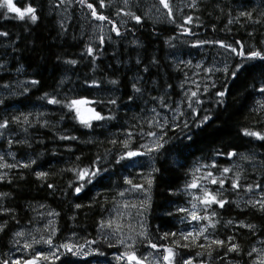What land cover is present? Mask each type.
I'll list each match as a JSON object with an SVG mask.
<instances>
[{"label":"trees","instance_id":"1","mask_svg":"<svg viewBox=\"0 0 264 264\" xmlns=\"http://www.w3.org/2000/svg\"><path fill=\"white\" fill-rule=\"evenodd\" d=\"M13 2L21 9L31 4L39 18L35 23L27 18L21 21L13 13L5 18L6 9H0V32L8 33L0 36V122L9 121L7 128L0 129V156L4 157L0 164L15 165L0 167L4 177L0 193L7 194L0 196V262L7 261L13 235L33 225L39 208L54 214L57 242L74 237L77 243L100 248L104 255H121L126 250L105 246L98 228L119 194L134 184L143 185L149 196L143 218L145 236L135 246L138 256L163 254V247L175 248L174 242L179 241L190 247L175 250L193 264L258 261L264 254V211L252 203L264 198V140L244 133L264 134V93L259 91L264 87V60H244L219 42L237 50L242 44L246 52L264 50V0H187L179 8L174 4L180 1L170 0L173 16L167 10L164 21L147 19L143 9L133 5L120 14L124 17L121 24L118 5H107L105 0L100 7V0H87L98 14L108 17L101 21L109 28L103 43L88 26V18L98 20L79 0L71 6L67 22L53 12L50 0ZM245 12L251 16L242 15ZM128 13L139 16L140 23ZM189 16L191 23L186 24ZM114 26L119 36L112 30ZM89 45L94 49L91 56L87 54ZM72 60L76 64L68 63ZM196 60L205 65L206 82L194 76L191 63ZM216 62L221 63L219 68L209 70ZM241 62L243 68L233 76ZM33 80L38 83L32 84ZM133 84L141 93L134 92ZM192 92L197 95L193 97ZM51 98L61 103L49 104ZM80 98L97 101L88 105L113 118L84 126L75 111L65 107L71 99ZM113 98L116 105L107 103ZM178 103L183 104L179 119L159 128L157 115L170 117ZM156 136L163 137L159 151L148 158L145 154L126 157L129 150L143 153L141 146ZM124 141L129 142L128 149ZM233 152L236 155L231 156ZM33 160L35 164H30ZM224 168L230 171L224 173ZM83 169L97 175L90 182L79 180L77 172ZM39 172L48 175L38 178ZM209 172L213 178L225 179L223 189L205 178ZM237 174L240 187L233 189ZM194 179L199 185L196 189L188 186ZM148 180H152L151 186ZM81 184L77 193L75 188ZM203 187L222 192L228 203L220 208L195 200ZM193 210L211 217L216 226L210 227L208 220H192ZM202 227H208V240L200 237L193 242L192 237L184 240L181 236L195 235ZM164 233L176 235L165 239ZM229 237H234L231 242L239 245V252L220 248L209 258L199 247L216 238L227 243ZM149 241L158 248L152 249ZM253 248L258 251L249 256ZM198 252L205 254L198 256ZM75 259L78 256L63 252L58 261L47 264L97 261L96 257Z\"/></svg>","mask_w":264,"mask_h":264},{"label":"snow or ice","instance_id":"2","mask_svg":"<svg viewBox=\"0 0 264 264\" xmlns=\"http://www.w3.org/2000/svg\"><path fill=\"white\" fill-rule=\"evenodd\" d=\"M79 2L81 4H86L87 7L89 9H91V15L92 17H94L96 20L98 21H106L108 20V17H106L105 15L102 14H98L96 8L93 6L92 3H87V0H79ZM125 3H127V0H125ZM159 3L161 5H163V7L165 9H168V16L172 17L173 16V12L169 3V0H159ZM100 7H103V0H100ZM195 5H193L194 7ZM0 9H6V12H4V16L5 18H7V14L8 13H13L16 14V16L18 17L19 20L24 21L26 18L29 19L32 23H35L38 20V15H37V9L35 7H33L31 4H28L26 7H24L23 9H21L20 7H18L16 5V3L13 2V0H0ZM128 15L132 16L133 19L136 20L137 23H140L141 18L139 16H136L133 13H128ZM242 15L245 16H251L250 13H242ZM192 17H187L185 23H191ZM109 23H111V21H108ZM173 22H175L173 20ZM113 31L116 32V34L119 36L121 33L119 32V30L117 28H115V26L112 29ZM186 32H188V29H185ZM0 36H4L7 37L8 33L7 32H0ZM104 42V38L100 37V43ZM221 47H225L228 50H230L232 53H234L236 56L243 58L244 60H254V59H260V60H264V50H251L249 49L247 52L245 51V48L242 44L239 45V50H237L236 47H232L231 45H226L223 42H219ZM93 47L92 46H87V54L88 55H92L93 54ZM68 63L70 64H76V61L72 60V61H68ZM243 62L239 63L236 65L235 71L232 72V75L235 76L237 74V72H239L242 68H243ZM147 70V69H145ZM38 83V81L33 80L32 84H36ZM111 84H117L116 80H111L110 81ZM93 85L94 86H98L96 84L95 81H93ZM133 90L136 93H141V88L137 87L136 84H133ZM259 91L261 93H264V87H261L259 89ZM191 95L193 97H195L197 95L196 92H192ZM217 95L219 96H223L224 92H218ZM47 96V94H46ZM130 99H132L130 97ZM0 103H3L2 100H0ZM49 104H60L61 101L56 99V98H51L48 100ZM97 103V101H89L86 98H80V99H71L66 105L65 107H67L70 111H75V115L76 118L79 119L80 123L83 124L86 127H91V121H102L105 119H112L113 117H105L103 116L99 111H97L95 108L93 107H89V108H82V106L84 105H88V104H94ZM107 103L112 104V105H116L117 100L116 99H109L107 101ZM191 106V105H189ZM262 108H264V104L261 105ZM154 111V110H153ZM205 120L208 119V117L204 118ZM14 120L16 122H19L18 118H14ZM25 123H27V118H25ZM9 121L7 119H5L3 122H0V129H5L8 127ZM26 131V129H25ZM245 135L250 136V137H256L259 140H264V134H262L261 132H256V131H249V130H245ZM149 135L155 136L156 133L154 132H150ZM129 136H131V133H129ZM60 139H75V137H68V136H61ZM160 139L162 140L163 137L161 136ZM9 143H11V141H9ZM111 143L115 144L116 141L113 140L111 141ZM124 148L128 149L129 148V142L128 141H124L123 142ZM143 147V146H141ZM163 147V144H161L158 141H156V147L155 148H149L148 151L149 152H153V151H159L160 148ZM145 153L139 152V151H133V150H129L126 153V157L127 158H133V157H137V156H141L144 155ZM231 156L236 155V153H230ZM125 156H121V159H125ZM4 157L0 156V160H3ZM243 159H247V157H243ZM30 164H35V160L31 161ZM30 164H23L22 166L27 168L30 167ZM0 167L3 168H13L15 167V165L12 164H0ZM230 171L229 168H224L223 172L224 173H228ZM48 173H44V172H39L37 173V177L38 178H43L45 176H47ZM97 175V172H93L90 171L89 169H83L77 172V178L79 180L85 181V182H90V178L91 177H95ZM89 178V179H86ZM207 179H209L211 184H219L220 188L223 189L224 184H225V179H216L213 178V174L211 172H209L207 174V177H205ZM4 179L3 176H0V180ZM127 183L132 184L131 180H128ZM148 185L151 186L152 184V180H148L147 181ZM190 188L196 189L199 187L197 181L194 179L193 182L188 185ZM49 188L54 187L53 185L49 184L48 185ZM83 185H79L75 188V191L77 193H79L82 189ZM134 188L136 189H141L143 188V185H139V184H134L133 185ZM240 187V176L239 174H237L236 178L232 181V188L233 189H238ZM255 187L260 188L261 185L256 184ZM248 190L251 191L252 190V186L249 185L248 186ZM201 191V195L200 196H196L194 197L195 200L199 201L200 203H202L205 206H210L213 204H217L219 205L220 208H223L225 206L226 203H228V201H226L225 199H223V193L222 192H213L211 190H209L207 187H203L200 188ZM7 194L5 193H0V196H5ZM121 195H123V193H121ZM252 203V202H250ZM256 205H259V208L261 211H264V198L255 201L254 203H252V206L255 207ZM77 208L81 207L80 205H76ZM193 209L196 208V204L192 205ZM180 211H187V209H180ZM191 218L192 220H208L209 221V226L210 227H215V223L212 222L211 217L209 216H199L197 214L196 211H191L190 212ZM213 216L216 215L215 212L212 213ZM229 223H232L231 221H229ZM103 226V225H102ZM107 227L112 228L113 227V222L112 221H108L107 222ZM247 227L249 228H253L254 226L252 225H248ZM0 231H3V227H0ZM115 232H119L121 231V226L120 225H116ZM208 231V227H202L200 228V230L193 235V233L189 232L187 233V235L181 233V236L184 240H188L189 237H192L193 242H195L196 240H198L200 237H203L205 240H208L209 237L207 235H205V233H207ZM17 236H23L24 233L23 232H18L16 233ZM140 236H145L144 232L139 233ZM175 236L176 233H164L162 238H167L168 236ZM107 239V236L105 237ZM234 239V237H229L228 238V242L226 243L224 240L221 239H211L208 243L207 246L205 245H199V247L204 248L205 252L207 254V256L209 258L212 257L213 252L218 251L220 248H226V252L231 253V252H239V245L232 243L231 241ZM129 240H132V243L129 244L127 247L128 249L131 250H126L124 253H122L121 255L117 256L116 259L118 261H125L126 264H146V260L147 257H141L137 255V252L135 251V239L133 237H129ZM43 242L44 244H47L49 246V250L48 252H43V251H36L35 254L33 255V258L30 260H25L24 264H39V262L41 260L44 261H49L50 259L54 260V259H59V249L63 248L67 253H71L72 255H86V253H83L82 249L84 248V245H76V244H72V243H64V244H60L56 246V251H53V240L51 239V237H49L48 239H44L43 237H41L40 240H37L35 238H33L32 243H26L24 245L25 248H32L33 244H39ZM93 243H95V241H93ZM120 244H124L125 241L123 239L119 240ZM175 243V248L174 247H163L162 245L160 247H163V256H162V260L164 262V264H193L192 259H185L183 256L179 255L178 252L175 249L178 248H189L190 245L185 243V244H180L179 241L174 242ZM149 245L152 249H157L158 245L155 243H151L149 241ZM111 246V245H110ZM215 246V247H213ZM258 250L256 248H253L251 250V252L248 253L249 256L252 255L253 252H257ZM205 253H200L198 252L197 255H204ZM0 264H8V261H3L0 262ZM15 264H20V261H16ZM150 264H160V260L159 259H154L152 262H150ZM201 264H204L203 261H201ZM253 264H264V254H262L258 261H254Z\"/></svg>","mask_w":264,"mask_h":264},{"label":"rangeland","instance_id":"3","mask_svg":"<svg viewBox=\"0 0 264 264\" xmlns=\"http://www.w3.org/2000/svg\"><path fill=\"white\" fill-rule=\"evenodd\" d=\"M75 0H50V7L53 9V12L56 13L57 16H59L62 20L65 22L70 20L71 16V6L74 5ZM105 2V0H103ZM173 1V0H172ZM179 3L174 4L176 8H179L181 5L186 4L187 0H178ZM170 3V0H169ZM107 5L111 4L113 6H117V16L120 18L117 20L118 23H122L124 20V17L120 16V14L126 13L127 10H129L133 5H136L139 7V9L144 13V16L149 20L154 21H164L166 11L168 9H165L163 5L159 3V0H127V3H125V0H108L106 3ZM90 21L88 26L90 25L91 32L93 36L97 37L99 39L100 37L108 36L109 28L107 25L103 24L101 21H91V19L88 18ZM220 62H216L213 64H210L208 66L209 70H215L219 68ZM192 70L194 73V76H197L200 80L204 79L205 71L202 69L205 67L204 64H201L200 60L193 61L191 63ZM224 68V66L222 67ZM210 71V72H211ZM204 81H207V78L204 79ZM194 85V83H192ZM198 88L201 87L197 85ZM91 106L84 105L82 108H89ZM182 103H178V107L176 108V112L172 113L170 117L167 116H160L157 115L156 117V124L159 126V128H162V125H166L168 122L177 120L181 116L182 113ZM78 119V118H77ZM79 121V119H78ZM80 122V121H79ZM160 142V138L158 136L148 139L145 141V143L142 145V151L145 153V156L148 158V156L153 153L149 152V148H155L156 147V141ZM123 195L121 193L119 194V198L115 205L113 206L112 210L106 214L105 218L103 219L102 223L100 224L98 228L99 237L102 241V243L110 247H120V250H130L128 249V245L132 243V240H129V237H133L136 241L135 246L137 243L143 238V236H140L139 233L144 232V216L145 212L147 210L148 204H149V196L144 191V188L136 189L134 187H127L125 188ZM112 221L113 227L109 228L107 227V222ZM56 221L54 214L48 212L44 208H39L35 214V220L32 226L28 228H23L18 230V232H23V236H17L16 233L13 235L12 239V249L9 253L7 252V261L8 264H15L16 261H20V264H23L25 260H29L33 258V255L36 251H43L48 252L49 246L47 244H44L43 242L39 244H33L32 248H25L24 245L26 243L31 244L33 238L40 240L41 237L44 239H48L51 237L53 240V251H56V246L64 243H72L76 245H84V248L82 249L83 253H86V255H76L78 256V259L75 260H86L87 258H93L96 257L97 261L92 260L89 264H109V262L113 264H126L125 261H118L116 259L118 255H104L102 253L103 250H101L98 247H94L91 244H82L77 243L75 241L74 237H68L62 241H56V227H55ZM103 225V226H102ZM116 225L121 226V231L115 232L114 229ZM107 236V239L105 238ZM123 239L125 241L124 244H120L119 240ZM111 245V246H110ZM66 252L63 248L59 249L58 255L60 258V255ZM141 257H147L146 264H150L154 259H159L160 264H164L162 260L163 254H158L156 252H150V253H143L139 255ZM53 261H58V259H50L49 261L41 260L39 264H47L51 263Z\"/></svg>","mask_w":264,"mask_h":264},{"label":"flooded vegetation","instance_id":"4","mask_svg":"<svg viewBox=\"0 0 264 264\" xmlns=\"http://www.w3.org/2000/svg\"><path fill=\"white\" fill-rule=\"evenodd\" d=\"M30 260V259H29Z\"/></svg>","mask_w":264,"mask_h":264},{"label":"water","instance_id":"5","mask_svg":"<svg viewBox=\"0 0 264 264\" xmlns=\"http://www.w3.org/2000/svg\"><path fill=\"white\" fill-rule=\"evenodd\" d=\"M24 264V263H23Z\"/></svg>","mask_w":264,"mask_h":264}]
</instances>
